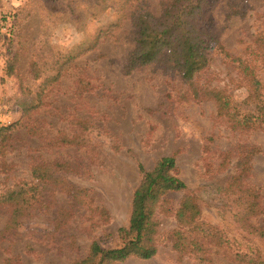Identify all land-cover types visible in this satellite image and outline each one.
Instances as JSON below:
<instances>
[{"label":"rangeland","instance_id":"1","mask_svg":"<svg viewBox=\"0 0 264 264\" xmlns=\"http://www.w3.org/2000/svg\"><path fill=\"white\" fill-rule=\"evenodd\" d=\"M168 2L0 0V126L17 124L0 143V193L30 180L38 163L60 170L58 184L46 185L42 193L44 206L52 202L49 209L37 207L6 228L10 211L0 203V264H69L87 255L93 239L104 247L118 245L117 229L128 224L141 179L138 165L150 170L163 156L175 157L186 192L198 197L200 219L229 241L242 240L241 230L232 197L220 188L239 152H257L248 160L245 181L259 188L264 207V130L233 126L216 101L195 96L163 56L127 67L134 47L132 13L144 9L159 16ZM197 24L231 56L262 66L264 77V0H208ZM209 57L196 83L244 98L235 63L215 51ZM64 184L81 194L72 199L61 190ZM182 194H170L173 209ZM71 203L77 209L62 224L61 209ZM157 213L156 254L113 264H195L166 239L176 227L173 213ZM253 220L264 225V209ZM218 250L211 254L216 263L233 264L224 248Z\"/></svg>","mask_w":264,"mask_h":264},{"label":"trees","instance_id":"2","mask_svg":"<svg viewBox=\"0 0 264 264\" xmlns=\"http://www.w3.org/2000/svg\"><path fill=\"white\" fill-rule=\"evenodd\" d=\"M134 1L122 0L121 6ZM207 1L170 0L163 5L159 16L144 9L132 13L134 47L129 53L127 67L131 69L149 64L163 56L169 67L177 70L181 78L191 85L194 95L214 99L219 113L224 112L233 126L264 130L262 66L231 56L215 35L199 29L197 20ZM108 31H99L96 39ZM213 51L235 63L245 82L247 95L244 98L234 99L230 94L226 96L224 89L196 83V76L208 66L209 55ZM16 128V123L0 126V143L10 138ZM256 153L239 152L241 156L235 162L233 173L226 180V186L220 188L227 197H232L230 203L234 205V221L241 230L242 240L235 238L229 241L216 226L200 219L198 197L186 192L185 182L177 176L175 157L169 155L160 157L150 170L138 165L141 179L133 191L128 224L117 229L120 243L114 247H104L99 239H93L87 255L69 264H113L129 256L151 258L156 254L161 238L157 212L165 211H171L176 219V227L166 233V239L177 255H187L195 264H218L211 254H218V249L224 248L223 256L233 264H264V225L253 220L263 212L264 207L259 200V188L245 181L250 168L248 160ZM55 166L60 167V164ZM58 173L60 170L57 168L38 163L31 168L30 180L15 182L0 193V203L6 204L10 211L6 228H14L22 216L30 214L37 207H51V201L45 206L42 204V193L46 185L58 184ZM61 190H65L72 199L81 194L73 192L68 184H64ZM179 191L183 194L178 206L173 209L170 194ZM73 208L77 209L71 203L70 209H61L60 218H64V221L61 222L59 218L60 223H66L74 215ZM94 209L104 214L103 208L96 206ZM213 246L216 249H212Z\"/></svg>","mask_w":264,"mask_h":264}]
</instances>
